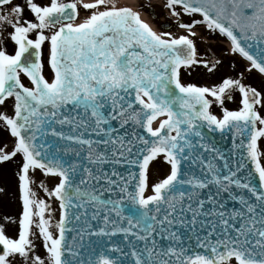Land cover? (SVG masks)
<instances>
[{
    "label": "snow or ice",
    "instance_id": "1",
    "mask_svg": "<svg viewBox=\"0 0 264 264\" xmlns=\"http://www.w3.org/2000/svg\"><path fill=\"white\" fill-rule=\"evenodd\" d=\"M163 8L0 0V264H264V0Z\"/></svg>",
    "mask_w": 264,
    "mask_h": 264
},
{
    "label": "rangeland",
    "instance_id": "2",
    "mask_svg": "<svg viewBox=\"0 0 264 264\" xmlns=\"http://www.w3.org/2000/svg\"><path fill=\"white\" fill-rule=\"evenodd\" d=\"M161 5L153 4L152 2H149V0H118V3L121 6H129L136 10H139L142 12V15L145 19L149 20L155 28L158 30H164L161 28L160 23L161 22H168L167 16H166V10L163 8L164 0H161ZM150 8L153 9L154 15L149 12ZM87 13L81 8L80 17L78 19L82 20ZM165 30H173L175 31V27L173 26L172 29H165ZM223 71V69H222ZM188 79L198 82V83H205L209 80V75L206 74V70L202 71L200 73H193L191 77ZM13 168L14 166H9L7 168H0V186L5 188V192L0 193V223H3V219H1L4 215H6L3 207H6L7 209V215H14V212L16 214L18 213V204L16 203V197H17V190H16V178L13 175ZM57 219L59 217V213L57 212ZM9 235H14L15 229L12 227H9L7 229Z\"/></svg>",
    "mask_w": 264,
    "mask_h": 264
},
{
    "label": "flooded vegetation",
    "instance_id": "3",
    "mask_svg": "<svg viewBox=\"0 0 264 264\" xmlns=\"http://www.w3.org/2000/svg\"><path fill=\"white\" fill-rule=\"evenodd\" d=\"M17 196H18V192H17ZM16 203L18 204V213L16 214V212H14V215L15 216L19 214V210H20V205H19V201H18L17 198H16ZM3 209H4V211H5L6 215H7V212H6L7 209H6V207H3ZM1 219H3V217Z\"/></svg>",
    "mask_w": 264,
    "mask_h": 264
},
{
    "label": "bare ground",
    "instance_id": "4",
    "mask_svg": "<svg viewBox=\"0 0 264 264\" xmlns=\"http://www.w3.org/2000/svg\"><path fill=\"white\" fill-rule=\"evenodd\" d=\"M129 1H133V0H129ZM77 22H79V21H77Z\"/></svg>",
    "mask_w": 264,
    "mask_h": 264
}]
</instances>
